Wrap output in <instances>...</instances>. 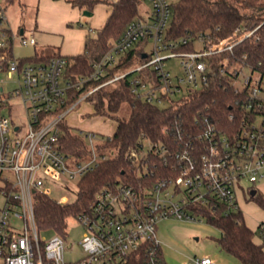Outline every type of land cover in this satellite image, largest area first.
<instances>
[{
	"label": "built area",
	"instance_id": "built-area-1",
	"mask_svg": "<svg viewBox=\"0 0 264 264\" xmlns=\"http://www.w3.org/2000/svg\"><path fill=\"white\" fill-rule=\"evenodd\" d=\"M150 1L152 12L132 21L93 64L92 72L75 80L66 76L69 60L65 55L40 61L15 55L17 37L23 46H34L37 41L24 29H11L0 3V192L5 197L0 207V264H169L156 236L160 219L197 221L202 216L196 207L212 200L226 205V212L237 211L240 194L246 196L240 188L244 179L251 184L249 197L253 189L259 190L264 181V71L229 65L236 73L232 85L240 95L236 104L241 114L230 113L228 130L202 115L196 130L185 131L177 124L163 127L165 133L174 135V146L142 132L138 144L128 147L126 158L131 171L143 180L138 185L119 180L101 188L91 207L74 217L84 226L83 252L76 259H67L66 251L73 243L68 244L65 235H41L35 193L69 202L64 196H54L52 184L68 187L114 153L100 147L112 132L96 131L84 136L80 132L88 147L82 158L63 150L61 123L67 121L72 107L92 92L125 78L130 79L132 93L148 103L168 106L181 101L210 83L213 68L205 58L232 50L237 41L254 32L243 30L239 38L218 44L200 37L197 41L204 42L202 48L193 45L180 50L166 40L171 1ZM134 46L141 49L144 59L116 68L119 57ZM175 55L181 57V73H174L167 64ZM243 68L250 74L240 78ZM8 80L16 82L14 89H6ZM238 81L242 87L237 86ZM85 84L81 93L68 98L70 90ZM15 106H21L24 117L14 112ZM198 123L203 125L201 131ZM185 264H214V260L204 255Z\"/></svg>",
	"mask_w": 264,
	"mask_h": 264
},
{
	"label": "trees",
	"instance_id": "trees-1",
	"mask_svg": "<svg viewBox=\"0 0 264 264\" xmlns=\"http://www.w3.org/2000/svg\"><path fill=\"white\" fill-rule=\"evenodd\" d=\"M7 1L12 3L15 0ZM68 1L90 11H93L96 4L108 2L107 0ZM170 1L172 14L166 31V40L180 50L192 49L200 37L218 44L239 38L243 30H254V32L237 41L232 50L220 51L205 58L213 68L210 72L213 74L210 83L188 98L168 106L148 103L134 95L129 78L102 87L86 96L85 99L93 105L92 114L109 116L117 122L111 138H103L100 143V147L114 153L78 180L77 196L73 201L61 203L45 193H35L34 210L39 229H51L65 235L68 219L87 211L101 188L119 180L138 185L143 178L131 171L126 151L129 146L138 144L142 132L152 140H165L172 145L174 135L171 134L172 132L168 134L163 131L165 125L175 128L177 124L185 131L194 128L196 130L199 128H196L197 119L202 115H209L222 130H228L232 123V120H229L230 113L241 114L236 104L240 95L235 92L232 85L236 73L229 70V65L259 68L264 71V0ZM141 2L143 0L110 2L111 13L95 35H88L84 52L66 56L69 60L66 76L75 80L80 75L90 74L93 64L110 49L112 42L124 33L132 21L142 15ZM184 39L186 42H183ZM51 55L37 52L25 59L48 60ZM119 58L116 68L130 65L144 59V56L141 49L134 46ZM260 63L262 65H259ZM222 67L226 69L225 72L221 71ZM234 67L238 70L236 66ZM86 86L85 84L81 89L70 90L68 98L76 97ZM123 102H128L131 106L127 118L118 115ZM199 126L201 131L203 125ZM61 127L60 142L63 150L77 158L87 155L88 147L80 132L74 130L68 120L62 122ZM244 199L255 202L264 210V192L261 190ZM195 210L221 230V235L217 239L219 247L234 255L239 264H264V220L253 227L247 222L242 208L226 212V205L216 200H212L209 205H199Z\"/></svg>",
	"mask_w": 264,
	"mask_h": 264
},
{
	"label": "rangeland",
	"instance_id": "rangeland-1",
	"mask_svg": "<svg viewBox=\"0 0 264 264\" xmlns=\"http://www.w3.org/2000/svg\"><path fill=\"white\" fill-rule=\"evenodd\" d=\"M57 1V0H55ZM108 2H101L93 11L86 8L81 9L79 18L66 19V16L59 17L55 25V30L51 31L50 26L46 28L41 27L38 17L39 0H15L8 2L7 0H0L5 8L8 24L15 32L24 29L27 35L31 33L36 38V45L23 46L20 38L15 39V55L17 57H28L35 52H44L45 54H54L52 46L59 47L64 37L74 36L77 30L83 29L90 34L95 35L96 31L103 25V17L107 13L110 2L116 0H107ZM153 10V3L150 0H143L140 4V13L143 16L149 15ZM85 11H90L91 14H86ZM68 16V15H67ZM203 41H196L195 48H202ZM57 49V48H56ZM149 50V46H146ZM181 57L175 55L168 59V65L175 73H181L180 68ZM250 74L248 68H243L240 72V78ZM16 82L8 80L6 89H14ZM238 87H242V81L237 82ZM0 96L2 94L0 93ZM167 105V104H165ZM14 112L24 117V110L21 106H15ZM131 112V106L128 102H123L119 110V117L127 118ZM91 113V114H86ZM93 113V105L86 99L79 101L67 114V120L73 129L84 133L89 131H96L99 133L110 134L116 126V120L109 116L95 115ZM78 180L72 181L68 187H57L52 184L51 188L55 197H66V200L73 201L77 196ZM248 179L240 182V188L246 194L243 197L240 194L241 208L245 214L247 222L256 227L257 224L264 220V210H262L255 202L245 200L249 197L247 187L250 186ZM5 197L0 192V207L4 205ZM197 221L179 220L173 217L162 218L158 221L156 236L160 241L162 252L165 260L169 264H185L186 261L194 257H201L209 255L214 260V264H239L237 258L222 250L217 242L221 235V230L204 217H199ZM21 226V222L17 221ZM84 232L83 224L74 217H70L67 221V228L65 239L68 244L73 243V248L66 251V258L76 259L82 252L81 239ZM55 234L54 230H42L41 235L49 238ZM1 261V260H0Z\"/></svg>",
	"mask_w": 264,
	"mask_h": 264
},
{
	"label": "crops",
	"instance_id": "crops-1",
	"mask_svg": "<svg viewBox=\"0 0 264 264\" xmlns=\"http://www.w3.org/2000/svg\"><path fill=\"white\" fill-rule=\"evenodd\" d=\"M38 4H39L38 17L42 28H46V26H50L51 31L55 30V25L58 20L57 16L55 15L56 13L59 14V17L66 16V19L77 20L79 18V12L81 7L73 5L68 0H57V1L39 0ZM98 4H96L95 7H97ZM111 9H112L111 5H109V8L107 9V13L103 17V21H100L103 22V25L106 22L109 14L111 13ZM76 33L77 34H75L73 37L72 36L64 37L62 42L59 43L58 45L59 47H56L54 43V45L52 46V50L56 52L54 54L72 56L83 53L85 49L86 38L90 33L88 31H84L83 29L77 30ZM47 55H51V54H47ZM259 190L264 192V181L259 184Z\"/></svg>",
	"mask_w": 264,
	"mask_h": 264
},
{
	"label": "water",
	"instance_id": "water-1",
	"mask_svg": "<svg viewBox=\"0 0 264 264\" xmlns=\"http://www.w3.org/2000/svg\"><path fill=\"white\" fill-rule=\"evenodd\" d=\"M85 12H86V14H91L90 11H85ZM21 32H23V29H21ZM255 193H256V190L253 189V190H252V195H254Z\"/></svg>",
	"mask_w": 264,
	"mask_h": 264
}]
</instances>
